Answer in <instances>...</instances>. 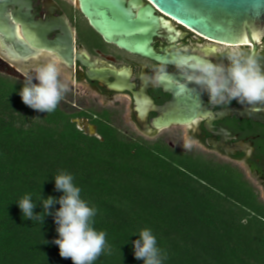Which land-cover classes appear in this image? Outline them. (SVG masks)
I'll use <instances>...</instances> for the list:
<instances>
[{
  "label": "trees",
  "instance_id": "obj_1",
  "mask_svg": "<svg viewBox=\"0 0 264 264\" xmlns=\"http://www.w3.org/2000/svg\"><path fill=\"white\" fill-rule=\"evenodd\" d=\"M23 85L0 74V264H73L53 242L60 205L40 224L22 219L17 204L31 194L42 213L41 196L63 194L54 182L61 171L96 209L92 226L106 232L111 253L93 264H144L133 248L144 228L162 264H264V202L240 170L107 123L99 137L85 134L59 105L51 113L25 105Z\"/></svg>",
  "mask_w": 264,
  "mask_h": 264
},
{
  "label": "flooded vegetation",
  "instance_id": "obj_2",
  "mask_svg": "<svg viewBox=\"0 0 264 264\" xmlns=\"http://www.w3.org/2000/svg\"><path fill=\"white\" fill-rule=\"evenodd\" d=\"M27 1H31L33 21L44 23L51 20L46 5L51 2L57 6L52 15L54 30L44 43L51 49L32 46L26 40L20 23L25 20L23 18L15 23L17 41L19 45L28 46L33 54L24 57L13 42L7 41L4 36L2 41L22 60L49 51L60 57V76L67 75L65 77L71 79L74 85L83 89L84 97L89 98L87 104L81 103L83 97L80 98V94L73 89L75 86H71L58 104L78 130L99 137L100 125L107 123L128 137H157L153 142L162 140L180 151L204 154L216 162L237 168L247 180L249 174L264 188V103L249 105L231 100L216 104L209 101L208 95L198 85L185 78L171 80L177 88L179 101L176 108L182 116L193 119L165 128H155L152 124L167 107L175 104V93L167 88L164 78L153 82L156 70L162 65H166L167 74L182 75L171 61L174 49H187L182 54L227 64L219 49L239 47L245 52H252L251 45H229L208 39L143 0L142 4L132 6L136 14L145 5L151 4L155 14L162 18L150 44L154 57L146 56L108 42L82 13L78 0ZM27 11L24 7L23 12ZM256 54L264 63V38L258 44ZM198 104L202 110L197 109ZM122 121L133 131L127 133L120 128ZM163 132H172L179 145L174 146L161 137L159 134ZM185 144L191 146L185 147Z\"/></svg>",
  "mask_w": 264,
  "mask_h": 264
},
{
  "label": "clouds",
  "instance_id": "obj_3",
  "mask_svg": "<svg viewBox=\"0 0 264 264\" xmlns=\"http://www.w3.org/2000/svg\"><path fill=\"white\" fill-rule=\"evenodd\" d=\"M182 52H187V49L173 50L172 63L187 81L198 85L208 95L210 102L219 104L236 100L249 105L264 103V63L257 54L245 52L239 47L221 48L222 59L228 61L224 64ZM60 63V57L49 51L45 62L35 67L34 77L25 75L26 82L19 93L25 105L46 113L56 110L69 90L68 83H61ZM166 75V65H162L156 70L153 82ZM33 79L38 83H32ZM190 146L185 144V147ZM73 180V175L65 171L54 176L55 189L63 194L59 198L41 196L42 213H34L36 202L31 194L24 195L17 204L22 219H38L42 224L45 216L53 215L50 208L58 203L60 207L54 213L58 238L53 242L59 248L60 257L70 258L73 264H93L102 253L110 254L111 249L106 243V232L97 231L92 226L96 209L81 198V189ZM137 235L139 239L133 241L135 259L143 260L144 264H162L165 254L157 246L151 229L144 228Z\"/></svg>",
  "mask_w": 264,
  "mask_h": 264
},
{
  "label": "water",
  "instance_id": "obj_4",
  "mask_svg": "<svg viewBox=\"0 0 264 264\" xmlns=\"http://www.w3.org/2000/svg\"><path fill=\"white\" fill-rule=\"evenodd\" d=\"M82 13L89 19L94 29L108 42H114L121 48L133 53L154 57L151 42L157 32L161 17L155 14L156 6L170 18L198 32L208 39L229 45H251L253 54L264 38V0H147L138 14L132 6L142 4L143 0H78ZM50 22L33 21L31 1L0 0V39L13 42L24 57L33 51L25 44L19 45L16 34V22H22L23 34L32 45L51 49L47 36L54 30L53 12L57 6L47 5ZM18 7V10L15 8ZM27 12H23V8ZM67 60L68 57L65 56ZM71 62V59L69 60ZM167 88L175 93V104L152 121L155 128H165L173 124L190 122L176 108L179 101L177 88L171 80H183V75L167 74L163 76ZM202 95V94H201ZM198 110H202L197 105Z\"/></svg>",
  "mask_w": 264,
  "mask_h": 264
},
{
  "label": "rangeland",
  "instance_id": "obj_5",
  "mask_svg": "<svg viewBox=\"0 0 264 264\" xmlns=\"http://www.w3.org/2000/svg\"><path fill=\"white\" fill-rule=\"evenodd\" d=\"M0 74L4 75V76H8L10 78H14L16 80H19L21 82H26L25 81V75H32L34 77L35 75V71L34 69L30 70L29 72H22L19 70V68L13 64V62L11 60H9L7 57H5L1 52H0ZM42 62H39L37 65L41 64ZM44 63V62H43ZM63 76V77H62ZM60 76V80L61 83H68L69 88L71 86H75L73 87L74 90H76L81 96L80 98L83 97L82 102L83 104H87L88 101V97H84L83 95V89L74 85L73 81H70L71 79H68L67 75H62ZM32 83H38V81H36L35 79L32 80ZM69 99V98H68ZM78 100V99H77ZM120 128L124 129L127 133H129L131 130L133 131L132 127L128 126L125 122L122 121V123L120 124ZM173 130H176L175 128ZM164 134V135H163ZM161 137H164L167 141H169V143H171L174 146H178L179 145V141L177 139V137L172 133H160L159 134ZM136 138H138V136H136ZM140 138H145V140H147L148 142H153V140L157 137L151 138V137H140ZM247 178L249 181H251L254 186H256V190L257 193L260 196V200L264 201V188L262 186H260L257 182H255L251 176L249 174H247Z\"/></svg>",
  "mask_w": 264,
  "mask_h": 264
},
{
  "label": "bare ground",
  "instance_id": "obj_6",
  "mask_svg": "<svg viewBox=\"0 0 264 264\" xmlns=\"http://www.w3.org/2000/svg\"><path fill=\"white\" fill-rule=\"evenodd\" d=\"M0 52L9 60H11L13 64L16 65L22 72H29L30 70L35 69L39 62H45V57L47 56V53H40V55L36 57L30 58L28 60H22L19 58L16 52L12 48H8V46H6V44H4L1 39Z\"/></svg>",
  "mask_w": 264,
  "mask_h": 264
}]
</instances>
